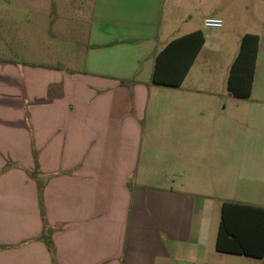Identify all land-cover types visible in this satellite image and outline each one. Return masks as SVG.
Returning a JSON list of instances; mask_svg holds the SVG:
<instances>
[{"label":"crops","instance_id":"0c3cea01","mask_svg":"<svg viewBox=\"0 0 264 264\" xmlns=\"http://www.w3.org/2000/svg\"><path fill=\"white\" fill-rule=\"evenodd\" d=\"M91 2L78 70L0 58V264H225L213 211L264 206V0L253 31L222 29L208 0ZM196 29L182 83H154L156 53ZM245 32L258 52L237 98L226 80Z\"/></svg>","mask_w":264,"mask_h":264},{"label":"rangeland","instance_id":"374dc122","mask_svg":"<svg viewBox=\"0 0 264 264\" xmlns=\"http://www.w3.org/2000/svg\"><path fill=\"white\" fill-rule=\"evenodd\" d=\"M208 2L214 5L219 3L220 11L225 13L226 19L222 29L253 31L258 27L263 0ZM211 6L206 9H213ZM0 10L1 59L66 73L82 67L92 13L91 0H3ZM28 10H31L29 15L26 14ZM191 24L197 26L195 17ZM208 39H211L209 33ZM209 61L202 55L194 69L203 68ZM28 175L38 180L37 174L28 172ZM219 219L220 211L217 208L211 215L212 248ZM225 264H261V259L226 254Z\"/></svg>","mask_w":264,"mask_h":264},{"label":"trees","instance_id":"16d2710c","mask_svg":"<svg viewBox=\"0 0 264 264\" xmlns=\"http://www.w3.org/2000/svg\"><path fill=\"white\" fill-rule=\"evenodd\" d=\"M204 43V35L196 29L166 43L155 56L152 80L165 86H179ZM259 36L245 32L231 62L226 87L237 98L251 94L258 52ZM49 249L51 240L43 236ZM220 252L261 259L264 264V206L224 200L215 238Z\"/></svg>","mask_w":264,"mask_h":264},{"label":"built area","instance_id":"2783aa9c","mask_svg":"<svg viewBox=\"0 0 264 264\" xmlns=\"http://www.w3.org/2000/svg\"><path fill=\"white\" fill-rule=\"evenodd\" d=\"M202 24L207 28H219L223 25V20L219 17L207 16L203 19Z\"/></svg>","mask_w":264,"mask_h":264}]
</instances>
